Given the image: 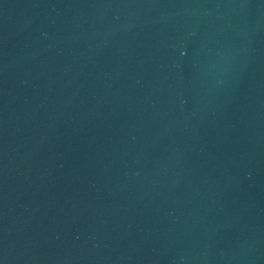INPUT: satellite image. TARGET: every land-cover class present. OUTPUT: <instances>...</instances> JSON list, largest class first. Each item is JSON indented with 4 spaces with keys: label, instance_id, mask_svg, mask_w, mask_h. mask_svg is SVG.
Wrapping results in <instances>:
<instances>
[{
    "label": "water",
    "instance_id": "1",
    "mask_svg": "<svg viewBox=\"0 0 264 264\" xmlns=\"http://www.w3.org/2000/svg\"><path fill=\"white\" fill-rule=\"evenodd\" d=\"M0 264H264V0H0Z\"/></svg>",
    "mask_w": 264,
    "mask_h": 264
}]
</instances>
